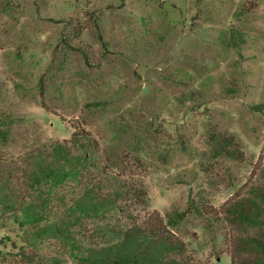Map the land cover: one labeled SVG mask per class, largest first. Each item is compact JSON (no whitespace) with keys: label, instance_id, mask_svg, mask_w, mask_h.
<instances>
[{"label":"rangeland","instance_id":"1","mask_svg":"<svg viewBox=\"0 0 264 264\" xmlns=\"http://www.w3.org/2000/svg\"><path fill=\"white\" fill-rule=\"evenodd\" d=\"M230 31L239 47H231ZM6 115L14 121L8 143L0 139L6 160L70 142L77 127L90 136L97 165L124 166L143 188L145 200L130 205L132 214L165 220L191 200L222 218L227 203L262 181L264 0H0ZM214 132L234 137L245 161L213 159ZM17 165L10 168L25 162ZM207 220L187 218L177 234L187 250L172 258H248L238 242L255 229L228 222L208 229ZM5 226L0 264H44L54 256L78 264L54 239L20 252L19 227L12 220Z\"/></svg>","mask_w":264,"mask_h":264},{"label":"trees","instance_id":"2","mask_svg":"<svg viewBox=\"0 0 264 264\" xmlns=\"http://www.w3.org/2000/svg\"><path fill=\"white\" fill-rule=\"evenodd\" d=\"M63 40L68 42L67 37ZM231 40V47L243 43L238 36ZM13 122L7 115L0 117V139L6 144ZM74 130L70 142L47 143L19 159L11 156L6 160V149L0 150V229L11 220L19 227L20 252L25 251L24 246L38 250L43 242L54 239L78 264H193L172 255L187 250L177 234L195 213L207 217L208 229L217 222L255 229L254 235L238 242L248 258L236 264H264V169L262 181L227 203L222 218L206 213L204 206L190 200L187 210L168 213L165 220H145L130 211V205L145 200V194L134 184L129 169L108 161L104 167L97 165L90 136L77 127ZM209 142L213 159L245 161L234 137L214 132ZM19 162H25L22 170L10 168ZM94 170L97 173L91 175ZM69 183L75 185L72 192L62 195L60 190ZM88 221L95 227L89 229ZM6 239L10 241V237ZM13 244L16 248L17 243ZM43 260L44 264H61L62 258Z\"/></svg>","mask_w":264,"mask_h":264}]
</instances>
